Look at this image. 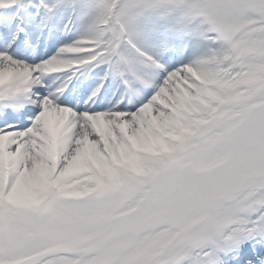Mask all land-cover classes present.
Here are the masks:
<instances>
[{"label":"snow or ice","instance_id":"obj_1","mask_svg":"<svg viewBox=\"0 0 264 264\" xmlns=\"http://www.w3.org/2000/svg\"><path fill=\"white\" fill-rule=\"evenodd\" d=\"M0 264H264V0H0Z\"/></svg>","mask_w":264,"mask_h":264}]
</instances>
